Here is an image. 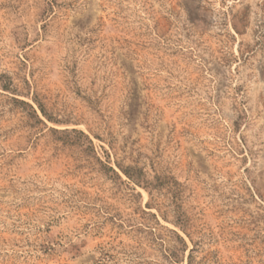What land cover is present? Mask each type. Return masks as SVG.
<instances>
[{"label": "rangeland", "instance_id": "rangeland-1", "mask_svg": "<svg viewBox=\"0 0 264 264\" xmlns=\"http://www.w3.org/2000/svg\"><path fill=\"white\" fill-rule=\"evenodd\" d=\"M0 264H264V0H0Z\"/></svg>", "mask_w": 264, "mask_h": 264}]
</instances>
